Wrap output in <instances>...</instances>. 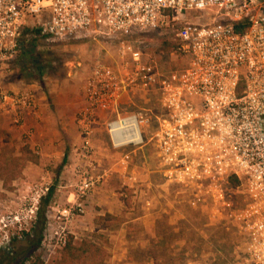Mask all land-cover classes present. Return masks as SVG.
Returning <instances> with one entry per match:
<instances>
[{
    "label": "built area",
    "instance_id": "built-area-1",
    "mask_svg": "<svg viewBox=\"0 0 264 264\" xmlns=\"http://www.w3.org/2000/svg\"><path fill=\"white\" fill-rule=\"evenodd\" d=\"M171 26L172 55L185 62L175 69L148 59L139 46ZM35 39L117 47L124 63L99 61L86 84L85 152L93 115L113 110V146L154 140L165 176L193 189V206L212 203L218 211L220 204L225 217L239 222L250 263L264 264V0H0V73H14ZM136 90L155 93L160 110L121 115L123 97ZM0 102L19 124L37 108L31 89H0ZM95 183L83 176L72 206L60 210L66 222L74 210L85 211Z\"/></svg>",
    "mask_w": 264,
    "mask_h": 264
},
{
    "label": "rangeland",
    "instance_id": "rangeland-1",
    "mask_svg": "<svg viewBox=\"0 0 264 264\" xmlns=\"http://www.w3.org/2000/svg\"><path fill=\"white\" fill-rule=\"evenodd\" d=\"M141 40L139 46L150 56L147 58L162 67L185 65L184 58L172 55L169 44L176 42L172 26ZM117 52L111 43L49 44L35 39L19 59L16 71L0 77L2 87L17 82L20 88L36 93L35 87L40 86L44 92V107L36 108L22 124L12 116H0V153L19 157L20 164L24 163L15 180L0 178V264H15L3 254L28 244L22 240L23 233L33 228L50 189L53 196L47 206L45 238L37 252L49 264L60 258L72 237L103 247L107 252L104 264H110L116 254L123 253L114 249L121 228L144 214L147 221L131 223L132 234L127 238L151 239L156 247L153 251L131 250L130 258L145 261L154 256L156 264H252L239 222L225 217L220 204L218 211L212 203L193 206V189L165 176L154 140L147 137L137 148L113 146L108 132V123L116 117L113 110L93 115L92 147L85 152L80 114L87 105L86 84L99 61L115 66L124 63ZM119 107L123 116L148 107L160 110L157 95L142 90H136L132 98L124 96ZM86 175L93 176L96 183L85 211L74 210L66 222L60 210L72 206ZM232 192L237 207L240 198L237 191ZM33 205L36 208L30 212ZM10 215H16L13 221H7ZM147 230L152 233H145Z\"/></svg>",
    "mask_w": 264,
    "mask_h": 264
},
{
    "label": "trees",
    "instance_id": "trees-1",
    "mask_svg": "<svg viewBox=\"0 0 264 264\" xmlns=\"http://www.w3.org/2000/svg\"><path fill=\"white\" fill-rule=\"evenodd\" d=\"M169 45H171L172 49L177 47L176 43ZM38 67L42 69L40 64ZM20 159L19 157L7 156L0 153V178L7 182L18 178L24 167V163L20 164ZM238 184V179L232 178V185L237 186ZM52 196L53 189H50L48 194L42 199V205L38 209L37 220L33 228L29 232L23 233L22 240L27 241L28 244L22 246L17 251H5L3 254L5 259H10L15 264H49L37 252L41 248L45 238L48 223L47 206ZM106 259L107 252L100 245L86 239L76 242L72 237L64 246L60 258L53 264H104Z\"/></svg>",
    "mask_w": 264,
    "mask_h": 264
},
{
    "label": "crops",
    "instance_id": "crops-1",
    "mask_svg": "<svg viewBox=\"0 0 264 264\" xmlns=\"http://www.w3.org/2000/svg\"><path fill=\"white\" fill-rule=\"evenodd\" d=\"M7 75H9V74H7ZM7 75L0 73V77H7ZM17 85L19 86V84L17 82L16 83L15 82H11L9 84V87H6L4 85V87H5L4 88V87H2L0 85V89L5 90V89L8 88V89H10L12 91H14L15 89L16 90L17 89L29 90V88L24 89V88L18 87ZM35 90H36L35 94H36V98H37V108L40 107V109H41V108L44 107V92H43V89L40 88V86H36ZM17 91H19V90H17ZM35 110L26 112L27 114H25V119L27 118V116L32 115ZM0 112H3V114L0 115V116H4V117L12 116L13 117L12 114H9L7 111L4 110L1 102H0ZM95 140H97V139H95ZM147 219H148L147 218V214H144V215L137 216L136 218L130 219V220H128L125 223L126 226L122 227L121 230L119 231L120 235H118V236H121V238L119 240L117 239V242H116L117 244H116V246L114 248L117 253L118 252L119 253L123 252V253L118 254V255L116 254L114 256V258L110 261V264H117V262H118V264H120L119 261H123V260L127 262V263L125 262L126 264H154V263L156 264V261H158V258H157V260L156 259L154 260V256L153 257L149 256L148 260L144 261L143 259L136 258V257H133V256H131V258H130V255H128V252L131 251V250H144V251H153V250H155L156 246L153 243V240H151V239H149V240L144 239V240L134 241L133 237L127 238L128 234H132V229L129 226L131 223H133V224L142 223V221H147ZM147 229H149V228L147 227ZM148 231H149V233H152L150 230L145 231V233L148 234ZM193 264H205V263L193 262Z\"/></svg>",
    "mask_w": 264,
    "mask_h": 264
}]
</instances>
